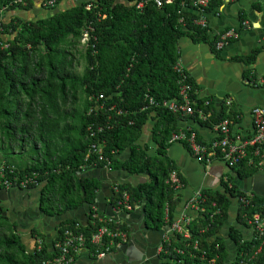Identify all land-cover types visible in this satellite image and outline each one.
Segmentation results:
<instances>
[{"label": "trees", "instance_id": "obj_1", "mask_svg": "<svg viewBox=\"0 0 264 264\" xmlns=\"http://www.w3.org/2000/svg\"><path fill=\"white\" fill-rule=\"evenodd\" d=\"M137 1H89L56 9L41 18L25 20L14 16L6 22L2 14L29 9L32 0H0V189L7 188L5 181L19 189L39 188L38 206L47 216L94 203L99 180L83 175L80 168L87 170L94 163L96 167L107 166L147 177L135 185L116 183L110 200L113 206L120 207L126 192L131 208L142 203L150 228H161L167 222L165 208L171 217L179 201L178 191L165 182L169 171L177 169L166 151L172 134L181 130L177 121L185 116L160 103L178 95L179 75L173 66L179 59V38L187 35L215 49L218 38L193 22L197 14L192 0H163L162 6L147 1L142 8L136 6ZM221 2L209 0L204 11L209 12ZM87 4L91 5L88 9ZM84 33V67L81 73H74L71 50ZM255 54L243 60L251 63ZM147 96L157 105H150ZM95 97L99 105L89 111ZM202 103L203 99L195 96V109L209 112V119L200 120L195 111L190 114L195 120L213 126L224 118H232L225 113L216 114L210 105ZM149 122L154 154L139 143ZM12 141L16 152L10 145ZM91 144L101 148L103 160L91 153ZM128 149V156L121 158ZM258 159L248 151L232 168L240 177L252 175L258 170ZM26 178L31 181L22 185ZM224 186L230 196L246 195L235 183ZM202 193L203 211L189 225L190 239L164 241L162 249L174 261L182 258L184 264H206L211 257H216L217 264H224L225 248L217 234L228 217L230 199L225 192ZM248 200V204L239 206L237 214L245 225L246 213L258 212L264 217V197L252 194ZM103 223L92 219L91 213L86 225L64 219L59 225L60 234L72 227L89 237ZM106 224L127 231L122 224ZM31 231L38 234L34 227ZM210 237L215 240L209 242ZM233 237L237 253L230 264H264L261 238L243 240L236 234ZM39 239L41 247L38 249L36 244L27 251L16 222L3 213L0 203V264H45L57 254V249L53 245L50 250L41 234ZM194 240L198 250L193 248ZM177 248L184 253H177Z\"/></svg>", "mask_w": 264, "mask_h": 264}, {"label": "crops", "instance_id": "obj_2", "mask_svg": "<svg viewBox=\"0 0 264 264\" xmlns=\"http://www.w3.org/2000/svg\"><path fill=\"white\" fill-rule=\"evenodd\" d=\"M44 1L32 0V6L29 9L9 10L2 14V19L7 22L14 16L25 20L47 16L51 14V12L48 13V9L54 4L44 6ZM89 1L96 0H59L54 7L59 10L66 9ZM134 1L136 0H114V3L128 4ZM206 20L210 36H216L217 32L225 29H234L238 32L237 38L215 49L208 43L197 42L184 35L177 43L178 60L189 76L196 96L209 100L211 110L216 114L225 113L234 118V123L231 125L232 134L247 136L253 132L251 110L253 107L264 108V0H222L221 4L206 12ZM255 52L254 61L248 63L243 60ZM227 100H230L229 105L226 104ZM181 115L185 118L177 121L180 131H194L199 142L208 143L219 135L214 126L201 123L190 114ZM151 126L152 122H149L144 127L139 143L142 146L146 145L148 151L154 153L152 149L156 147L152 140ZM184 142L186 141H173L166 151L168 157L177 166L183 180V187L178 190L179 201L172 211V216L169 217L168 213L166 216L165 212L167 222L159 229L150 228L147 225L142 203L125 209L122 206L116 208L110 200L116 183L129 182L135 185L139 183L137 181L140 178L146 181L147 177L129 175L110 168L102 171L100 167H89L84 171L90 176H95L100 183L92 205L84 203L61 215L47 216L38 209L39 188L9 187L0 189L3 213L11 221L16 222L27 251H31L36 246L40 234L51 250L60 234V222L64 219H72L81 225H86L91 206H95L100 215L116 222H113V225L122 224L127 228L125 231L127 240L118 241L113 249L102 257L82 252L75 256L71 264H126L129 263L126 262L127 258L137 259L130 264H184L183 260L178 262L167 257L166 252L160 247L163 244L162 240L166 237L174 241L179 238L169 228L171 222L187 217H191L193 222V219L200 215L199 211L189 203V197L193 192L212 190L225 192L230 197L224 183H228V186L235 183L239 189L246 192V195L255 194L264 197V158L258 159V170L255 173L240 177L235 169L221 159L213 158L209 163L198 159L191 152L187 142ZM125 156H127V150L123 152L121 158L124 159ZM237 196H232L233 200L229 198L228 217L217 234L218 241L225 248L224 260L227 264L234 261L237 253V242L233 234L243 240L255 237L252 226L238 220L240 202ZM33 227L38 234L32 233ZM214 240V237L209 238V242ZM133 247L135 250L132 249Z\"/></svg>", "mask_w": 264, "mask_h": 264}, {"label": "built area", "instance_id": "obj_3", "mask_svg": "<svg viewBox=\"0 0 264 264\" xmlns=\"http://www.w3.org/2000/svg\"><path fill=\"white\" fill-rule=\"evenodd\" d=\"M56 1L57 0H45L43 5L52 6L54 3H56ZM147 1H153L157 6H162L164 3L163 0H138L136 6L138 8H142ZM171 1L172 0H165L166 3H170ZM208 2L209 0H192V6L196 8L197 13V17L193 19V22L200 27L208 28L206 12L204 11V8L208 5ZM90 6V4H87L86 8L88 9ZM1 30L2 26L0 24V31ZM83 35L85 38H87L86 33ZM216 36L218 38V47L220 48L226 45L232 39H236L238 32L234 29H225L217 32ZM173 69L179 75L178 95L173 99H164L161 101L160 105L166 107L171 112H178L180 114H193L195 111H197L200 120H208L210 115L209 112H205L202 108L195 109L194 107L196 91L189 81V76L187 75L183 65L179 60H177V62L174 64ZM196 98L198 97L196 96ZM89 99H93V97L90 96ZM147 99L150 105H157V102H155L152 97L147 96ZM94 101L95 104L90 107L89 111H92L93 107L99 105H96V102L98 101L97 97L94 98ZM226 104L229 105L230 100H227ZM202 105L209 106V100L203 99ZM251 115L253 132L247 136H241L235 133L232 134L231 125L234 123V120L230 118H224L217 124L213 125L217 129L219 135L208 143L199 142L194 131H190L189 134L184 131L173 133L169 139V142L180 140L186 141L191 152L198 159L203 160L206 163H209L211 159L216 158L225 161L229 167H232L240 159L246 156L248 151H250L252 155L262 159L264 158V108L253 107L251 110ZM98 130H102V127H99ZM90 135H93L92 131L90 132ZM90 151L91 153L93 152L97 155L98 160L104 159L99 146L91 144ZM90 167H96L95 163ZM104 167L108 168L107 166ZM80 168L82 172L86 171L82 166ZM29 181H31V178L24 179L22 181V185H25ZM165 182L173 186L177 191L183 187V181L179 176V171L177 169H172L169 171ZM4 183L6 184L7 188L10 187L8 182L5 181ZM203 196L204 195L202 191L197 190L189 197V203L192 204L195 209H197V211H199V214L203 211V207H201L200 204V202L203 200ZM249 197L250 196L248 194L237 196V199L240 202L239 206L248 204ZM119 203L125 209L131 208V205L128 203V195L126 192H123L122 199ZM214 204L215 203L213 202V205ZM165 212L167 216V208H165ZM90 213L92 219L104 221L105 223L101 224L94 232L90 234L89 237L72 227H66L53 243L54 247L57 249V254L51 260L45 261V264H71L75 256L82 252H87L92 255L102 257L109 253L113 249L114 245L118 243V241L125 242L127 240V233L124 230L118 229L117 227L112 229L106 224L108 221V223H113L115 221L111 218H105L104 216L100 215L97 207L91 206ZM244 218L246 223L249 226H252V229L255 232L254 236L261 238L260 245H262L264 243V217H262L260 213L255 212L251 215L246 213ZM191 220V217H187L183 220L171 222L169 228L179 236L177 239H181L183 241L190 239L191 233L189 231V224ZM164 241L169 242L170 238L166 237V239L162 240V243ZM41 245V240L38 239L37 248L39 249ZM160 248L162 249V246ZM193 248L198 250L197 240L193 241ZM175 251L181 254L184 253L180 248L175 249ZM186 251L190 253V255H193L190 249H187ZM202 255H204V252ZM177 260L178 262H181L182 258ZM206 264H217L216 257L208 258Z\"/></svg>", "mask_w": 264, "mask_h": 264}, {"label": "rangeland", "instance_id": "obj_4", "mask_svg": "<svg viewBox=\"0 0 264 264\" xmlns=\"http://www.w3.org/2000/svg\"><path fill=\"white\" fill-rule=\"evenodd\" d=\"M56 9H58V8H55V7L50 8V9H48V13L53 12ZM86 41H87V38H85V36L83 35L80 42L75 47H72L71 51L73 53V63H72V69L71 70L74 73H81L82 69L84 67V61H83V58L81 57V54L85 49ZM14 143L15 142L12 141V142H10V145L13 147V152H16L17 149H16V145ZM25 147H27V146H25ZM17 159H18V157H17Z\"/></svg>", "mask_w": 264, "mask_h": 264}, {"label": "water", "instance_id": "obj_5", "mask_svg": "<svg viewBox=\"0 0 264 264\" xmlns=\"http://www.w3.org/2000/svg\"><path fill=\"white\" fill-rule=\"evenodd\" d=\"M152 151L155 152V149H152ZM129 152H130V150L128 149V150H127V156H128V154H129ZM148 152H149V151H148ZM149 153H150V152H149ZM151 154H154V153H151ZM127 156H125V157H127ZM100 170L105 171L106 168H105V167H100ZM123 172H125V173L131 175V174H130L129 172H127V171H123ZM83 175H86V176H88V177H95V176H93V175L90 176L88 173H83ZM136 176H141V175H136ZM143 176H144V175H143ZM144 181H145V179H141V178H140L137 182H144ZM135 184H136V183H135ZM229 198H230L231 200H233V199H232V198H233L232 196H230ZM37 201H38V200H37ZM85 204H86V203H85ZM37 205H38V202H37ZM38 207H39V206H38ZM38 209H39V208H38ZM39 210H40V209H39ZM40 212L43 213L41 210H40ZM43 214H44V213H43ZM55 216H58V215H55ZM132 249L135 250L134 247H133ZM130 250H131V249H130ZM131 251H132V250H131ZM126 258H127V255H126ZM135 261H137V259H135V260L133 259V260H132V259L127 258V259H126V262H129V263H126V264L134 263ZM137 264H138V263H137Z\"/></svg>", "mask_w": 264, "mask_h": 264}]
</instances>
